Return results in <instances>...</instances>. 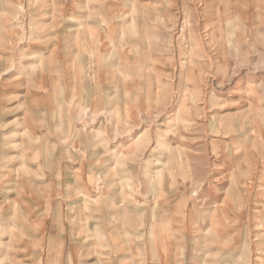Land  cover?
<instances>
[{
    "label": "rangeland",
    "instance_id": "rangeland-1",
    "mask_svg": "<svg viewBox=\"0 0 264 264\" xmlns=\"http://www.w3.org/2000/svg\"><path fill=\"white\" fill-rule=\"evenodd\" d=\"M0 10V264H264V0Z\"/></svg>",
    "mask_w": 264,
    "mask_h": 264
},
{
    "label": "crops",
    "instance_id": "crops-1",
    "mask_svg": "<svg viewBox=\"0 0 264 264\" xmlns=\"http://www.w3.org/2000/svg\"><path fill=\"white\" fill-rule=\"evenodd\" d=\"M104 4V3H103ZM107 3H105L104 5H102L101 6V9L102 10H104L106 13H105V15H106V17H108L109 16V20H111V15H110V11L109 10H112V7H113V5H111L110 7H108L107 8ZM88 8V7H87ZM1 11V10H0ZM165 17H167L166 15H164V18ZM88 18V17H87ZM145 18V15H143V14H141L140 13V10H136V11H134V12H132V22H131V28H132V30H133V32L136 34V36L134 37V38H132L133 40H136L137 42L138 41H141V38H140V31H139V33L137 32L138 31V28H139V26H138V21L139 20H142V19H144ZM172 17H170V19H171ZM89 19V18H88ZM163 20V18H161V21ZM160 21V22H161ZM103 24H105V26L106 27H108V25L110 24V22L107 20V19H105L103 22H101V24L99 23V24H97V25H99V26H97V27H100V28H97V27H95V26H93V25H90L88 28H87V30H91V29H93V30H95V31H97L96 33L99 35L98 37H97V39L96 38H94V40H99L100 41V43L102 44V45H104L105 43H106V46L108 47V45L109 44H112V43H114V41L112 40V37H110V32H107L106 30H102V26H104ZM143 24V23H142ZM85 27H87V26H85ZM95 27V28H94ZM90 33H92V34H94L95 32L94 31H92V32H90ZM87 36L85 37V38H88V37H90V36H88V33L86 34ZM95 37V36H94ZM120 37V36H119ZM137 38V39H136ZM114 39V38H113ZM85 41H87V42H90L91 40H89V39H87V40H85ZM91 43H92V41H91ZM93 44V43H92ZM103 51V50H102ZM101 57V56H100ZM101 59V58H100ZM85 63L86 62H84V60L83 59H81V61H79V63L78 64H81V65H85ZM97 63L98 64H100L101 63V60H99V57H98V61H97ZM124 157H126V156H124ZM124 160V159H123ZM84 178V177H83ZM82 183V185H84V187H81L82 189L83 188H85V186L88 188V184L86 183V181L84 180V182H81ZM120 197V196H119ZM116 198H117V196H116ZM121 198V197H120ZM114 200V198L112 199V201ZM109 202V204H110V207L113 209V210H117L121 205H124V204H118V203H116L117 204V206L116 207H114V202ZM121 200H119V202H120ZM182 200H179V202H177V201H175V202H173V203H171L170 204V206H171V208H172V206H174L176 203H180ZM126 203V202H125ZM182 205H186V203H182ZM184 206H182L183 208H184ZM118 207V208H117ZM163 208L164 209H166V205L164 204L163 205ZM170 209V208H169ZM188 209L190 210L191 208H189V205H188ZM143 211V210H142ZM164 218V217H163ZM163 220H165V219H163ZM197 220V219H196ZM192 221V222H190V223H188L187 225L186 224H183V227L185 226V231H187V233H190V235H192L193 234V229H195L196 227H194V225H196V223H197V221ZM134 221H132V223H131V225L132 224H135V223H133ZM181 222V221H180ZM194 222H196V223H194ZM117 223H118V221H117ZM127 223H129V222H127ZM173 223H177V221H173ZM172 223V224H173ZM193 223V224H192ZM164 224H165V222H164ZM180 224H182V223H180ZM145 225V224H144ZM164 226H166V225H164ZM190 227V230H188L189 229V227ZM167 229H171L170 228V225H167ZM166 229V230H167ZM183 229V228H182ZM181 229V230H182ZM115 230L116 231H118L119 232V234H118V238H119V235H131L130 234V230L129 229H123V227H120V228H115ZM164 230V229H163ZM166 230H164V232L166 231ZM133 235V234H132ZM145 235V233H143V232H141L140 234H139V236H144ZM191 237V236H190ZM162 245H163V247L161 248V254H162V262H163V264H172L173 263V258H175L176 259V261H175V264H184L185 262L186 263H189V264H192V257L193 256H191V258L189 257V255H187V254H184V251L183 250H187V248L189 247V243H188V241L186 242H182L181 244H179V247H181L180 249V251L178 252V253H174V255H173V252H172V249H171V246L173 245L172 244V241H171V238L170 239H167V237L164 235V238H163V240H162ZM190 242V241H189ZM183 246H185V248L183 247ZM185 255V256H183V255ZM187 257H189V260L188 259H185V258H187ZM198 258V257H197ZM167 259H169V262H167ZM194 259H196V258H194ZM190 261V262H189ZM195 264V263H194Z\"/></svg>",
    "mask_w": 264,
    "mask_h": 264
},
{
    "label": "bare ground",
    "instance_id": "bare-ground-1",
    "mask_svg": "<svg viewBox=\"0 0 264 264\" xmlns=\"http://www.w3.org/2000/svg\"><path fill=\"white\" fill-rule=\"evenodd\" d=\"M132 6H135L134 4L132 5ZM133 143V142H132ZM128 155V154H127ZM128 157V156H127ZM127 157H124V156H121L119 159H120V161H119V163H122L123 162V159L124 158H127ZM124 163V162H123ZM164 164H166V163H164ZM163 163L161 164V165H164ZM87 184H88V182H87ZM125 202L124 201H120L119 202V204H124ZM116 204H114V206H115ZM123 205H121L120 207H122Z\"/></svg>",
    "mask_w": 264,
    "mask_h": 264
}]
</instances>
